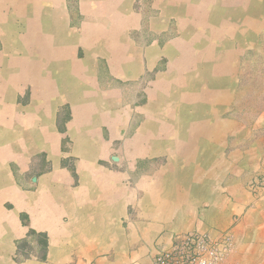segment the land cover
<instances>
[{"label": "crops", "instance_id": "0c3cea01", "mask_svg": "<svg viewBox=\"0 0 264 264\" xmlns=\"http://www.w3.org/2000/svg\"><path fill=\"white\" fill-rule=\"evenodd\" d=\"M261 32L264 0H0V264H152L224 231L232 264L264 210L229 114Z\"/></svg>", "mask_w": 264, "mask_h": 264}, {"label": "rangeland", "instance_id": "374dc122", "mask_svg": "<svg viewBox=\"0 0 264 264\" xmlns=\"http://www.w3.org/2000/svg\"><path fill=\"white\" fill-rule=\"evenodd\" d=\"M236 60L234 99L229 114L240 125L248 129L247 139H244L247 145L251 146L254 142L260 143L257 146L259 155L254 154L255 160H257L258 156L260 159L264 157V32L253 37L250 49L240 53L239 57L236 56ZM204 72L206 70L202 69V73ZM204 76L206 75L203 74V83L206 82ZM249 173L251 181L248 183V188L254 196H257L258 189H264V171L250 169ZM257 216L258 218H249L247 230L241 234L242 248L232 264H264V210ZM224 232H229L232 235L230 231ZM31 238V240L35 239V236H31ZM232 242L231 253L234 250L233 236ZM37 245L38 249L34 250L32 245L27 242L19 256L26 259L36 253L35 255L39 258L42 257L41 247L38 243Z\"/></svg>", "mask_w": 264, "mask_h": 264}, {"label": "built area", "instance_id": "2783aa9c", "mask_svg": "<svg viewBox=\"0 0 264 264\" xmlns=\"http://www.w3.org/2000/svg\"><path fill=\"white\" fill-rule=\"evenodd\" d=\"M233 247L229 232L176 235L168 249L157 252L152 264H224Z\"/></svg>", "mask_w": 264, "mask_h": 264}, {"label": "trees", "instance_id": "16d2710c", "mask_svg": "<svg viewBox=\"0 0 264 264\" xmlns=\"http://www.w3.org/2000/svg\"><path fill=\"white\" fill-rule=\"evenodd\" d=\"M29 236H35L36 238H38V244L40 245L41 247V250H42V259L45 257V253H46V248H47V242H46V237L42 234H37V233H34V232H30L29 233ZM27 244V241L24 240V241H21L18 243L17 245V251L18 253H20L23 248L25 247V245ZM18 261H16L17 263Z\"/></svg>", "mask_w": 264, "mask_h": 264}, {"label": "water", "instance_id": "95a60500", "mask_svg": "<svg viewBox=\"0 0 264 264\" xmlns=\"http://www.w3.org/2000/svg\"><path fill=\"white\" fill-rule=\"evenodd\" d=\"M114 160L116 161V160H117V158H114Z\"/></svg>", "mask_w": 264, "mask_h": 264}, {"label": "bare ground", "instance_id": "6f19581e", "mask_svg": "<svg viewBox=\"0 0 264 264\" xmlns=\"http://www.w3.org/2000/svg\"><path fill=\"white\" fill-rule=\"evenodd\" d=\"M217 165V164H216Z\"/></svg>", "mask_w": 264, "mask_h": 264}]
</instances>
